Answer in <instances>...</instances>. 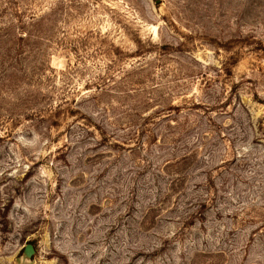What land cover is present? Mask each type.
<instances>
[{
    "label": "rangeland",
    "instance_id": "obj_1",
    "mask_svg": "<svg viewBox=\"0 0 264 264\" xmlns=\"http://www.w3.org/2000/svg\"><path fill=\"white\" fill-rule=\"evenodd\" d=\"M0 264H264V0H0Z\"/></svg>",
    "mask_w": 264,
    "mask_h": 264
},
{
    "label": "water",
    "instance_id": "obj_2",
    "mask_svg": "<svg viewBox=\"0 0 264 264\" xmlns=\"http://www.w3.org/2000/svg\"><path fill=\"white\" fill-rule=\"evenodd\" d=\"M34 247L30 244H27L22 251V263L30 261L31 257L34 255Z\"/></svg>",
    "mask_w": 264,
    "mask_h": 264
}]
</instances>
